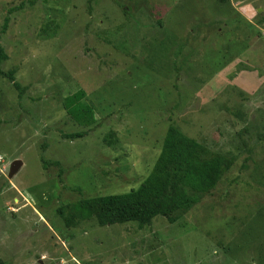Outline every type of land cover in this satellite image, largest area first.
Segmentation results:
<instances>
[{
    "label": "rangeland",
    "instance_id": "rangeland-1",
    "mask_svg": "<svg viewBox=\"0 0 264 264\" xmlns=\"http://www.w3.org/2000/svg\"><path fill=\"white\" fill-rule=\"evenodd\" d=\"M0 45L2 264H264V0H0ZM170 126L232 161L215 190L175 223L69 222L137 189Z\"/></svg>",
    "mask_w": 264,
    "mask_h": 264
},
{
    "label": "trees",
    "instance_id": "trees-1",
    "mask_svg": "<svg viewBox=\"0 0 264 264\" xmlns=\"http://www.w3.org/2000/svg\"><path fill=\"white\" fill-rule=\"evenodd\" d=\"M8 23L9 18L4 30ZM6 59L5 49L0 45V65ZM0 76L8 78L21 90L13 72L0 69ZM84 98L85 93L79 91L65 99L64 108L75 122L89 125L94 122V114L83 102ZM85 136L87 133L63 134L67 140ZM231 165L232 161L227 157L212 153L200 142L170 126L152 171L137 189L81 200L70 207L68 220L70 222L74 217L83 221L96 219L101 226L134 222L144 228L161 216L175 223L180 213L191 210L217 188Z\"/></svg>",
    "mask_w": 264,
    "mask_h": 264
},
{
    "label": "water",
    "instance_id": "water-1",
    "mask_svg": "<svg viewBox=\"0 0 264 264\" xmlns=\"http://www.w3.org/2000/svg\"><path fill=\"white\" fill-rule=\"evenodd\" d=\"M21 166H22V162L15 161L10 167L9 177H13L19 171Z\"/></svg>",
    "mask_w": 264,
    "mask_h": 264
},
{
    "label": "crops",
    "instance_id": "crops-1",
    "mask_svg": "<svg viewBox=\"0 0 264 264\" xmlns=\"http://www.w3.org/2000/svg\"><path fill=\"white\" fill-rule=\"evenodd\" d=\"M239 4H240V2H239ZM250 7V6H249ZM249 7L248 6H244V7H240L239 8V13L240 14H243V15H248V16H250V17H252V14H251V12H250V9H249ZM250 8H252V7H250Z\"/></svg>",
    "mask_w": 264,
    "mask_h": 264
}]
</instances>
